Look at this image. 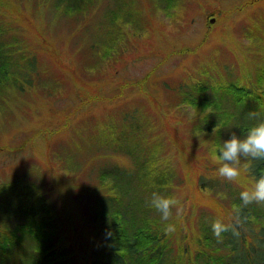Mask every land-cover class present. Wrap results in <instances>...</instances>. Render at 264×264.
Instances as JSON below:
<instances>
[{
    "label": "rangeland",
    "instance_id": "rangeland-1",
    "mask_svg": "<svg viewBox=\"0 0 264 264\" xmlns=\"http://www.w3.org/2000/svg\"><path fill=\"white\" fill-rule=\"evenodd\" d=\"M55 3L0 0L8 35L37 61L30 86L17 75L24 92L0 96V185L32 182L53 206L55 245L70 251L74 264H91L98 239L90 190L103 171L137 168L116 142L122 130L134 131L127 144L135 160L140 153L147 161L155 151L156 169L168 176L164 194L183 206L181 216L172 210L175 242L180 233L189 240L198 233L200 218L225 222L233 199L254 182L243 170L233 182L218 175L214 129L208 135L191 128L202 106L175 105L172 94L180 84L185 90L203 84L206 101L221 103L223 111L233 107L223 87L252 84L264 64V0L75 1L84 10L71 16L55 12ZM123 11H134L138 22L123 24ZM127 119L136 120L135 130ZM107 133L118 138L113 145L100 141V135L112 138ZM226 133L220 146L232 136ZM11 191L0 187V208L10 204ZM17 216L8 215L9 229L23 220Z\"/></svg>",
    "mask_w": 264,
    "mask_h": 264
},
{
    "label": "trees",
    "instance_id": "trees-1",
    "mask_svg": "<svg viewBox=\"0 0 264 264\" xmlns=\"http://www.w3.org/2000/svg\"><path fill=\"white\" fill-rule=\"evenodd\" d=\"M55 1L58 2L53 7L55 12L71 16L84 10L82 5H75V1L88 3L90 0ZM59 3L65 4L61 8ZM118 15L126 25L139 20L134 11H123ZM1 21L0 96L13 88L24 92L22 79L17 75L21 74L30 86V76L37 65L34 54L23 53L25 49L14 36L8 35V29ZM101 47L100 54L108 56L109 44ZM12 65L16 67L15 70H12ZM189 89L185 90L184 84L174 88L172 95L177 99L175 105L181 102L194 107L202 106L196 107L202 111L201 117L197 119L199 124L196 122L191 128L208 135L214 129L216 135L212 138L213 148L220 147L219 136L222 130L227 131L226 134L235 133L242 137L249 127L263 121L264 99L260 98L264 94V64L256 72L252 84L240 85L230 81L223 87L225 100L233 105L228 110L223 111L219 102L206 101L207 97L202 94L203 84H192ZM196 97H199V103ZM253 112L258 114L256 118L249 115ZM135 119L125 120L133 130L136 128L133 123ZM143 123L145 125L146 122ZM123 126L129 129V124L123 123ZM133 134L134 131L122 130V139L116 142L120 151L133 159L137 168L134 171H122L113 167L111 171H103L97 175L95 188L90 190L96 196L91 210L94 213L93 220L97 222L94 225V237L98 239L94 241L91 264H264V204L253 202L245 206L240 197L234 198L231 202V215L225 222H220L225 228L220 238L213 234L214 221H202L201 218L198 233H194L190 240L186 234L180 233L181 243L177 244L174 232L166 235L163 229L167 224L173 225V215L170 220L162 221L160 214L149 206V202L154 192L166 196L164 192L169 185L168 176L156 169V161L153 159L155 151L150 150L147 161L140 153L135 160V150L127 144L131 137L134 138ZM107 135L112 137V133ZM99 138L102 143L105 141L109 145L118 139H103V135ZM241 162L249 163L244 160ZM250 163L251 171L248 175L254 182L260 175H264V162ZM109 176L114 179L112 182L107 180ZM7 184L0 185L1 190L7 186L10 191L13 190L8 199L10 204L0 208V218L6 214L4 221L0 222V264H74L73 254L55 245L59 230L53 206H50L45 196L32 182L17 179ZM8 215H18L23 220L9 229ZM29 239L34 241V245L25 242Z\"/></svg>",
    "mask_w": 264,
    "mask_h": 264
},
{
    "label": "clouds",
    "instance_id": "clouds-1",
    "mask_svg": "<svg viewBox=\"0 0 264 264\" xmlns=\"http://www.w3.org/2000/svg\"><path fill=\"white\" fill-rule=\"evenodd\" d=\"M249 115L253 118L258 116L254 112ZM212 160L219 165L218 175L229 182L236 181L242 170L250 172L251 161L264 162V121L249 127L242 137L233 133L231 138L224 141L218 149H213ZM242 160L249 161L243 164V168H241ZM240 198L245 206L253 202L264 204V175L254 180L251 189L242 191ZM149 206L160 214L162 221L171 219L173 208L176 209L177 216L183 213V206L174 196H164L155 192L151 196ZM163 231L166 235L171 234L175 231V226L167 224ZM212 231L214 236L220 238L225 228L219 221H214Z\"/></svg>",
    "mask_w": 264,
    "mask_h": 264
},
{
    "label": "water",
    "instance_id": "water-1",
    "mask_svg": "<svg viewBox=\"0 0 264 264\" xmlns=\"http://www.w3.org/2000/svg\"><path fill=\"white\" fill-rule=\"evenodd\" d=\"M213 20V19H212ZM212 20H210V21H212Z\"/></svg>",
    "mask_w": 264,
    "mask_h": 264
}]
</instances>
